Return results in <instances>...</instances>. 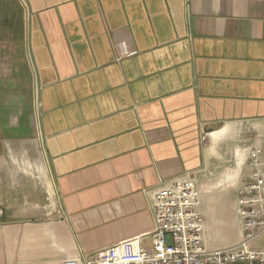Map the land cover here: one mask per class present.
I'll list each match as a JSON object with an SVG mask.
<instances>
[{"label": "crops", "instance_id": "obj_1", "mask_svg": "<svg viewBox=\"0 0 264 264\" xmlns=\"http://www.w3.org/2000/svg\"><path fill=\"white\" fill-rule=\"evenodd\" d=\"M121 43L136 53L117 62ZM256 144L264 0H0V264L149 248V192L186 173L205 247L235 244L234 201L213 237L218 192L236 193Z\"/></svg>", "mask_w": 264, "mask_h": 264}, {"label": "built area", "instance_id": "obj_2", "mask_svg": "<svg viewBox=\"0 0 264 264\" xmlns=\"http://www.w3.org/2000/svg\"><path fill=\"white\" fill-rule=\"evenodd\" d=\"M135 53L121 43L115 60L118 62ZM245 166L246 172L235 193L241 235L235 244L215 250L205 247L201 189L196 177L186 173L149 192L154 218L149 248H141L140 239L132 238L112 244L82 262L63 264H264V249L251 246L264 232V150L261 146L256 144L247 149Z\"/></svg>", "mask_w": 264, "mask_h": 264}, {"label": "rangeland", "instance_id": "obj_3", "mask_svg": "<svg viewBox=\"0 0 264 264\" xmlns=\"http://www.w3.org/2000/svg\"><path fill=\"white\" fill-rule=\"evenodd\" d=\"M218 195L221 196L222 201L221 203H219V206H218L219 210L217 211L216 215L217 217H220L222 220H224L227 223L224 226L217 227L218 233L213 236L215 242L222 241L220 240L222 234L224 236L231 235L232 228L230 225V221H231V218L234 216L233 209H232V201L235 202V194L232 191H227L225 194L220 191L218 192ZM253 242L251 243V245L254 244Z\"/></svg>", "mask_w": 264, "mask_h": 264}]
</instances>
